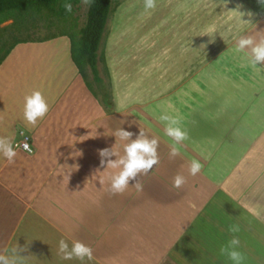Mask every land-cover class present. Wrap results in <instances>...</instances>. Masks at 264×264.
<instances>
[{
  "label": "crops",
  "instance_id": "0c3cea01",
  "mask_svg": "<svg viewBox=\"0 0 264 264\" xmlns=\"http://www.w3.org/2000/svg\"><path fill=\"white\" fill-rule=\"evenodd\" d=\"M238 4L240 11L253 13L252 24L231 12ZM184 5L190 15L175 13L183 23L192 27L204 16L202 23L229 30L230 40L216 44L172 90L131 103L122 99L121 105L116 99L113 111L94 94L91 103L82 89L87 83L67 58L68 45V52L62 49L44 68L38 66L36 75L30 56L39 50L26 43L15 45L0 64V137L16 147L27 136L31 149L17 148L12 164L0 154V253L17 241L21 247L29 243L22 253L27 264H75L57 255V242L64 238L93 249V260L84 264H231L220 248L232 239L229 226L238 224L245 264H264V64L256 71L244 53L235 52L239 36L264 30V6L258 0H186ZM145 55L155 57L153 68L162 62L150 49ZM48 65L59 75L63 70L64 78L34 85ZM75 71L81 81L69 78ZM157 84L154 88L163 83ZM34 90L42 92L49 112L32 127L23 118V105ZM85 100L87 106L79 107ZM165 113L182 117L189 135L175 158L169 156L173 141L160 120ZM120 127L134 133L132 139L142 129L159 140V163L138 177L140 192L130 181L125 192L113 194L114 170L100 165L99 150L115 145L123 154L124 142L113 136ZM193 159L203 165L196 176L188 173ZM178 173L186 183L174 188Z\"/></svg>",
  "mask_w": 264,
  "mask_h": 264
},
{
  "label": "rangeland",
  "instance_id": "374dc122",
  "mask_svg": "<svg viewBox=\"0 0 264 264\" xmlns=\"http://www.w3.org/2000/svg\"><path fill=\"white\" fill-rule=\"evenodd\" d=\"M185 1L156 0V8L146 11L144 0H112V12L109 14L97 52L100 83L96 85L88 68H85V75L81 77L84 84L87 83L86 88L79 82L82 89L87 91V95L92 97L90 98L91 103H94L92 94L94 96L97 94L96 98L99 102L102 96L106 95L108 96L107 109L113 111L117 107L116 99L121 105L122 99L126 103H131L140 97L148 98L155 95L159 90L162 92L172 90L180 81L188 78L189 73L195 70L204 59L210 56L216 44L220 46L230 40L232 34L229 30H220L217 25L210 27L208 24L202 23L204 16L200 17V15L195 19V23H192L194 31L189 32L192 27L187 22H182L181 19L184 17L175 14L181 11L182 14L188 15L189 13L190 15L184 5ZM223 1L229 2V0ZM68 2L72 4V12L65 17L54 16L49 12L43 15L30 13L23 17L26 20V26L19 29L11 24L13 20L0 22V64L7 60L8 56L5 59L4 57L10 48L20 41L25 42L18 43L17 46L26 43L29 44L28 47L39 50L30 56V59L35 62V75L37 67L44 68L45 63L52 62V57L56 52L62 49L64 52H68V49L64 48L66 45L68 48L70 46L67 36L70 34L77 38V32L83 27L87 12V6L83 5L81 0H68ZM181 5L183 8L180 7ZM55 10H57L56 7ZM188 32L190 38H186ZM191 36L195 38L196 46L192 44ZM202 44L205 47L201 46ZM44 45L47 47L44 48ZM147 49L156 53L162 60L155 68H153L155 57H146ZM142 53L144 56L140 55ZM42 58L44 62L41 63ZM54 58H57V55ZM67 58L70 60L69 56ZM48 66L50 69L41 73V80L34 79V82L36 81L33 83L34 85L39 82L50 85L47 79L52 80V76L55 79L63 76V70L60 71V76L56 69ZM122 68L124 69L122 70ZM8 77L9 74H7ZM69 78L81 81L77 77V72L72 78ZM157 83H163L158 86L159 89L154 88L155 84L158 85ZM103 93L105 94L103 95ZM64 95L66 92L60 96ZM85 103H87L86 100L81 101L79 107ZM85 106L83 105V108ZM102 106L104 107L103 104ZM83 112L91 113L92 111L86 112L83 109ZM84 121L83 119L79 123H84ZM75 264L80 263L77 261Z\"/></svg>",
  "mask_w": 264,
  "mask_h": 264
},
{
  "label": "clouds",
  "instance_id": "9594fccd",
  "mask_svg": "<svg viewBox=\"0 0 264 264\" xmlns=\"http://www.w3.org/2000/svg\"><path fill=\"white\" fill-rule=\"evenodd\" d=\"M81 3L85 6H91L92 0H81ZM262 6H264V0H258ZM157 6L156 0H144L145 10H154ZM66 12H72V4L66 0L63 4ZM226 7V4H225ZM242 5H237L235 10L231 12L237 14L242 22L251 23L253 13L242 12L240 8ZM247 16L249 19L244 20L243 17ZM204 46L205 45H201ZM235 52L244 53L248 64L260 71L257 65L264 64V30L251 34L241 35L236 41ZM49 112V105L44 95L39 90H34L30 95L24 97L23 105V118L28 125L35 127L39 120H42ZM160 120L166 122L164 128L165 134L170 137L173 144L170 145L169 156L175 158L180 154L178 145L189 139L188 131L181 126L182 117L179 115L173 116L167 113L160 116ZM124 121H121L123 124ZM134 133L118 128L113 136L118 138L123 144V154L114 150V146L111 148H104L99 150L100 165L106 169L114 170L110 175V191L113 194H120L125 192L129 188V182L135 181L132 185L138 192L142 191L143 183L138 177L147 175L155 165L159 163L158 138H149L146 133L140 129L139 134L135 139H132ZM17 148H23L26 151H31L27 142L23 144L13 146L11 140L7 137H0V154H2L9 164L15 162V158L18 155ZM78 156L80 152H76ZM115 157L114 160L110 159ZM75 169L77 166H73ZM203 165L196 159H193L188 167V173L191 176H196ZM186 183V178L182 174H176L173 177V187L181 188ZM260 218V214L256 213ZM240 226L238 224H232L229 226V232L232 233V239L228 243L220 248V254L226 256L231 264H245L246 255L240 251L241 241L238 236L240 232ZM29 243H25L21 247L17 241L10 247L0 253V264H27L28 256H23L22 253L28 251ZM57 255L61 260L71 261L73 259L84 264L85 261L93 260V249L79 240L69 242L61 238L57 242Z\"/></svg>",
  "mask_w": 264,
  "mask_h": 264
},
{
  "label": "trees",
  "instance_id": "16d2710c",
  "mask_svg": "<svg viewBox=\"0 0 264 264\" xmlns=\"http://www.w3.org/2000/svg\"><path fill=\"white\" fill-rule=\"evenodd\" d=\"M65 1L66 0H0V22L4 23L8 20H13L11 24H14L17 29H19L26 26V20L23 17L30 13L43 15L49 12L54 16L65 17L68 15V12H66L63 7ZM55 7L57 10H55ZM111 12L112 0H92L91 6H87L86 20L83 27L77 32V38L70 34L67 36L70 41V58L78 74L84 77L85 68H88L96 84H99L101 80L97 70V52ZM21 42L25 41H20L16 44ZM13 47L6 53L4 59ZM104 94L105 93H103V95ZM95 95L97 96V94ZM104 96L101 98V103L107 108L106 101H108V96Z\"/></svg>",
  "mask_w": 264,
  "mask_h": 264
},
{
  "label": "built area",
  "instance_id": "2783aa9c",
  "mask_svg": "<svg viewBox=\"0 0 264 264\" xmlns=\"http://www.w3.org/2000/svg\"><path fill=\"white\" fill-rule=\"evenodd\" d=\"M28 141H29V138L27 136H23L22 139H21V141H20V144H23V143L27 142V144L29 145ZM21 150H23V151H25L27 153H31V151H26L23 148H21Z\"/></svg>",
  "mask_w": 264,
  "mask_h": 264
}]
</instances>
